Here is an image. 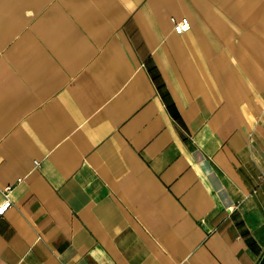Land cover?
<instances>
[{
	"label": "crops",
	"instance_id": "1",
	"mask_svg": "<svg viewBox=\"0 0 264 264\" xmlns=\"http://www.w3.org/2000/svg\"><path fill=\"white\" fill-rule=\"evenodd\" d=\"M6 186L0 264H264V0H0Z\"/></svg>",
	"mask_w": 264,
	"mask_h": 264
},
{
	"label": "built area",
	"instance_id": "2",
	"mask_svg": "<svg viewBox=\"0 0 264 264\" xmlns=\"http://www.w3.org/2000/svg\"><path fill=\"white\" fill-rule=\"evenodd\" d=\"M171 23H172V29L175 34H182L186 31L189 30L190 24L189 21L186 18H180L179 20H175L174 18H171ZM35 165H37L35 163ZM11 187L6 186L3 190V197L4 200L0 204V216L3 215V213L9 208L10 206V201L7 197L8 192L10 191ZM229 210H232V207L229 208Z\"/></svg>",
	"mask_w": 264,
	"mask_h": 264
}]
</instances>
